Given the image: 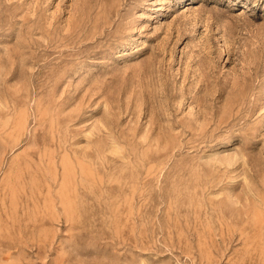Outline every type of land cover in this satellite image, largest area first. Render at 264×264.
<instances>
[{
    "label": "rangeland",
    "instance_id": "374dc122",
    "mask_svg": "<svg viewBox=\"0 0 264 264\" xmlns=\"http://www.w3.org/2000/svg\"><path fill=\"white\" fill-rule=\"evenodd\" d=\"M1 191L0 264H264V0H0Z\"/></svg>",
    "mask_w": 264,
    "mask_h": 264
},
{
    "label": "bare ground",
    "instance_id": "6f19581e",
    "mask_svg": "<svg viewBox=\"0 0 264 264\" xmlns=\"http://www.w3.org/2000/svg\"><path fill=\"white\" fill-rule=\"evenodd\" d=\"M182 8V7H181ZM183 8H185L184 10H188L190 7H186V5H183ZM167 9H168V7H167ZM166 9V10H167ZM0 193H2V191L0 192ZM1 196V195H0ZM5 196V195H4ZM6 197V196H5ZM23 197H24V195H23ZM31 197V196H30ZM18 199H19V197H18ZM31 199V198H30ZM35 199V198H34ZM25 200V199H24ZM24 200H22L23 202H24ZM32 200V199H31ZM11 201V200H10ZM9 202V201H8ZM21 202V201H20ZM27 202V201H26ZM8 204V203H7ZM12 204V203H11ZM21 205V204H20ZM24 206V205H23ZM25 206H26V204H25ZM14 208V207H13ZM24 209H26V208H24ZM14 210V209H13ZM10 212V211H9ZM4 213V212H3ZM25 214H27V213H25ZM11 215V214H10ZM7 219V218H6ZM9 219H11V218H9ZM11 221V220H10ZM16 223V222H15Z\"/></svg>",
    "mask_w": 264,
    "mask_h": 264
}]
</instances>
